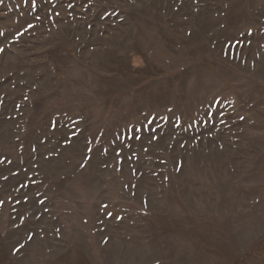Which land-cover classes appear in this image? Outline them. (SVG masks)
<instances>
[{"label": "rangeland", "instance_id": "rangeland-1", "mask_svg": "<svg viewBox=\"0 0 264 264\" xmlns=\"http://www.w3.org/2000/svg\"><path fill=\"white\" fill-rule=\"evenodd\" d=\"M0 264H264V0H0Z\"/></svg>", "mask_w": 264, "mask_h": 264}]
</instances>
